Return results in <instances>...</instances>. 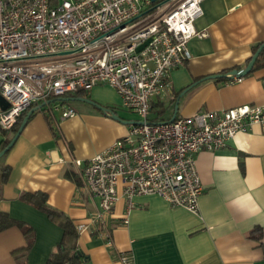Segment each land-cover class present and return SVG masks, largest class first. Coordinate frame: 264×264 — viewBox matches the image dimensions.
Wrapping results in <instances>:
<instances>
[{
  "label": "crops",
  "instance_id": "obj_1",
  "mask_svg": "<svg viewBox=\"0 0 264 264\" xmlns=\"http://www.w3.org/2000/svg\"><path fill=\"white\" fill-rule=\"evenodd\" d=\"M202 6L195 26L206 35L189 42L192 58L172 72L169 84L154 98L151 120L264 105V68L241 82L209 78L235 66L244 69L254 47L264 42V0H205ZM74 98L99 106L73 100L69 104L76 114L65 119L60 112L52 117L41 108L5 153L3 167H9V175L0 185V211L35 230L27 264H47L63 228L24 200L26 192L46 193L47 204L71 218L78 229L88 225L79 229L78 248L90 264H125L122 256L130 257L131 264H264V124H252L221 150L197 153L205 188L197 211L173 206L157 194L137 195L130 207L121 195L109 219L110 244L102 227L91 223L97 200L83 188L73 160H89L132 125L110 116L104 107L122 120L140 118L119 113L122 100L110 85H97L87 96ZM14 135L8 130L0 140ZM257 228L261 240L252 237ZM26 244L18 226L0 231V264H20L17 255Z\"/></svg>",
  "mask_w": 264,
  "mask_h": 264
},
{
  "label": "built area",
  "instance_id": "obj_2",
  "mask_svg": "<svg viewBox=\"0 0 264 264\" xmlns=\"http://www.w3.org/2000/svg\"><path fill=\"white\" fill-rule=\"evenodd\" d=\"M203 1L0 0V96L8 103H0V135L44 102L41 108L52 117L57 111L73 117L76 109L58 99L101 84L140 116V124L103 151L73 160L83 188L97 200L91 223L102 227L110 244L109 219L121 195L130 207L137 195L157 194L197 211L205 190L197 153L221 150L252 124H264V105L249 104L174 120L149 118L172 72L192 58L189 42L206 35L195 26ZM228 75L232 83L244 78ZM121 260L131 264L128 256Z\"/></svg>",
  "mask_w": 264,
  "mask_h": 264
},
{
  "label": "trees",
  "instance_id": "obj_3",
  "mask_svg": "<svg viewBox=\"0 0 264 264\" xmlns=\"http://www.w3.org/2000/svg\"><path fill=\"white\" fill-rule=\"evenodd\" d=\"M263 43V42H262ZM254 47V53L259 49L260 45ZM252 56L248 59L247 64L250 62ZM264 68V49L259 54L252 70L250 73L254 72L255 70ZM235 69H242L241 67L235 66L230 69L224 70L221 74H226L229 71ZM225 78L220 77L218 79ZM87 96V92L84 90H79L73 94H69L58 100L63 102H69L71 100H66V97H83ZM99 106V105H98ZM33 108H36L34 115L37 111L41 108H38V105H33L29 109L23 112V114L19 117L16 124L10 129L14 133L17 132L19 129L23 119L29 113V111ZM107 110H111L108 107H104ZM31 115V116H32ZM30 116V117H31ZM8 130H4L2 134L6 135ZM12 138H3L0 140V151H2L11 141ZM3 172L2 180L6 181L9 175V167L1 168ZM22 198L36 207L44 211L51 220L59 223V225L63 228V236L60 242L57 245V250L49 257L47 264H90L89 258L85 255L79 248H78V237H79V229L74 221L69 218L66 214L62 211L57 210L47 204V194L44 192H36V193H29L26 192L22 195ZM12 226H18L21 228L26 236L27 244L23 249L21 254L17 255L20 264H27V254L35 241V230L31 227L23 223L22 221L12 219L7 213L0 211V231L10 228ZM255 233V234H254ZM252 237L261 240L262 239V231L260 228L255 229L252 231ZM264 246V243L262 244Z\"/></svg>",
  "mask_w": 264,
  "mask_h": 264
},
{
  "label": "water",
  "instance_id": "obj_4",
  "mask_svg": "<svg viewBox=\"0 0 264 264\" xmlns=\"http://www.w3.org/2000/svg\"><path fill=\"white\" fill-rule=\"evenodd\" d=\"M152 1H157V0H152ZM149 41H146L144 44H142L141 46L138 47V51H140L141 49H143V47L148 43ZM264 49V42L260 45L259 49L252 55V58L250 60V62L246 65V67L244 69H235V70H232V71H229L227 72L226 74H218V75H212V76H209V78L211 77H214V78H220V77H225V78H230V76L228 75V73H233V75L237 76V77H245L246 75H248L259 54L261 53V51ZM200 81V80H199ZM199 81H196L195 83H193L192 85H190L189 87L193 86L194 84H197ZM264 82V81H263ZM66 100H78V99H81L83 101H89V102H92L93 104L95 105H98L96 104L94 101L90 100V99H87V98H73V97H66L65 98ZM0 103L3 105L4 108L8 107V103L3 99L2 96H0ZM46 103L44 102L43 104L39 105L38 108H41L43 105H45ZM103 108V107H102ZM105 109L106 111H109L107 110L106 108H103ZM36 110V108H33L29 111V113L26 115V117L23 119L19 129L17 130V132L15 133L14 137L11 139V141L9 142V144L2 150L0 151V158L5 154L7 153L11 148L12 146L15 144L16 140L18 139V137L20 136L22 130L24 129L25 125L27 124L30 116L34 113V111ZM116 119H120L122 122L128 124H140L141 121H126V120H122L119 116L117 115H113ZM176 118V115H174L172 117L171 120H174Z\"/></svg>",
  "mask_w": 264,
  "mask_h": 264
},
{
  "label": "rangeland",
  "instance_id": "obj_5",
  "mask_svg": "<svg viewBox=\"0 0 264 264\" xmlns=\"http://www.w3.org/2000/svg\"><path fill=\"white\" fill-rule=\"evenodd\" d=\"M248 76V75H246ZM69 103H75V101H69ZM57 114H60L59 112H56ZM119 113L124 116L125 118H129V119H137L140 118V116L130 110H128L127 108H125L124 106L122 108H120ZM170 113L169 111H167V116H169ZM7 154H4L1 158H0V167L6 166V162H5V158H6ZM2 176H3V172L0 169V185L2 183Z\"/></svg>",
  "mask_w": 264,
  "mask_h": 264
}]
</instances>
